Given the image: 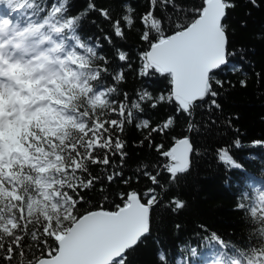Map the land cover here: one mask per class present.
I'll list each match as a JSON object with an SVG mask.
<instances>
[{
    "label": "snow or ice",
    "instance_id": "snow-or-ice-1",
    "mask_svg": "<svg viewBox=\"0 0 264 264\" xmlns=\"http://www.w3.org/2000/svg\"><path fill=\"white\" fill-rule=\"evenodd\" d=\"M235 7L234 0H199L190 7L147 0L138 13L129 0L109 7L85 0L84 10L70 15L69 0H0V264H131L130 256L152 234L154 211L185 208L177 196H166L201 155L193 132L212 131L207 122H196L197 110L210 114L211 125L219 119L220 127L239 133V116L225 115L220 100L226 83L220 74L240 72L242 65L232 60L238 52L240 60L246 57L245 49L232 46L228 30ZM89 13L111 28L95 43L78 34ZM136 25L143 47L134 67L114 37L124 41L125 28ZM130 73L145 85L132 93L122 89ZM156 76L167 81L159 95L145 84ZM161 108L160 120L148 115ZM214 112L220 113L216 119ZM182 117L188 134L177 138L172 133ZM128 126L143 133L140 146L155 152L153 162L131 174L122 135ZM249 147H264V140L246 145L237 135L215 149L226 172L241 174L235 210L249 228L248 241L225 242L213 232L202 247L182 245L177 264H264V167L257 175L233 154ZM142 179L148 182L143 191ZM113 184L125 187L113 190ZM88 193L99 197V208H83ZM158 259L165 261L163 250Z\"/></svg>",
    "mask_w": 264,
    "mask_h": 264
},
{
    "label": "trees",
    "instance_id": "trees-1",
    "mask_svg": "<svg viewBox=\"0 0 264 264\" xmlns=\"http://www.w3.org/2000/svg\"><path fill=\"white\" fill-rule=\"evenodd\" d=\"M46 3H53L54 0H45ZM100 7H109L113 0H96ZM138 13H142L147 6V0H129ZM184 6H192L199 3V0H178ZM236 7L230 10L228 18L229 32L232 37V46L236 49L243 48L246 52L245 60H240L241 53L233 58V64H241L240 72L221 73L220 78L225 80V88L221 95V102L225 115H237L238 120L234 121L235 128L239 133L232 129L210 124V114L197 110L196 122L208 123L211 132L204 131L203 127L199 134L193 132L192 136L201 155L196 161L190 173L183 174L176 185L169 188L166 199L177 196L185 202V208L178 213H173L170 209H156L153 213V230L147 240L142 243L136 252L130 256L131 264H177L184 258L182 245L190 244L203 246V237L216 233L225 242L242 245L249 239V228L243 219V214L235 210L237 204L235 187L240 183V173L236 170L226 172L222 164L215 158V149L231 141L239 135L243 144L249 145L254 140H264V0H257V7H254L248 0H234ZM6 3V0H5ZM70 15H79L85 7V0H69ZM14 17L15 11L11 12ZM96 23H93V21ZM244 21L246 27H241L240 22ZM139 25L132 29L125 28L126 39L124 41L115 38L116 43L122 44L133 57L134 67L139 65L136 55L137 49L142 48L139 41ZM110 25L96 13H89L81 18L79 22L78 34L85 41L96 42V38H103L104 34L110 33ZM108 45L105 42L103 52H108ZM247 73V76L244 75ZM256 73H260L257 77ZM143 78L134 74H129L127 80L122 84V89L130 93L135 92L145 86L141 83ZM246 79V86L241 87L240 80ZM231 82V86L227 83ZM148 89L154 95H159L165 88L167 81L162 77L156 76L151 83L145 82ZM166 109L152 110L148 115L153 120H160ZM220 113L211 114L212 119H216ZM187 120L180 118L172 133L177 138L187 135ZM127 142V152L129 153L126 163V174H131L142 162L151 163L155 159L154 150H149L147 145L140 146L139 141L143 138V133L135 126H128L122 134ZM157 137V142H159ZM174 141H167L168 146ZM235 157L244 163L245 168L259 175V169L264 167V147L233 149ZM249 154H254L260 159L245 160ZM96 173L100 169H94ZM230 178V179H229ZM227 181V182H226ZM136 181L133 179V184ZM162 183H167V174L162 177ZM148 186V182L141 180L140 190L143 191ZM125 187L122 184H113L111 188ZM86 199L89 204L83 208L92 210L99 208V197L95 193H88ZM112 210L111 205H106ZM179 224L180 230L177 231L176 225ZM204 225L207 232L200 228ZM159 239L160 243L155 241ZM163 250L165 261L158 259V252Z\"/></svg>",
    "mask_w": 264,
    "mask_h": 264
},
{
    "label": "rangeland",
    "instance_id": "rangeland-1",
    "mask_svg": "<svg viewBox=\"0 0 264 264\" xmlns=\"http://www.w3.org/2000/svg\"><path fill=\"white\" fill-rule=\"evenodd\" d=\"M53 211H55V209H53ZM61 215H63V213H60Z\"/></svg>",
    "mask_w": 264,
    "mask_h": 264
},
{
    "label": "water",
    "instance_id": "water-1",
    "mask_svg": "<svg viewBox=\"0 0 264 264\" xmlns=\"http://www.w3.org/2000/svg\"><path fill=\"white\" fill-rule=\"evenodd\" d=\"M180 138H182V137H180ZM173 143H174V142H173ZM173 143H172V144H173ZM172 144L170 145V147L172 146ZM94 210H95V209H94Z\"/></svg>",
    "mask_w": 264,
    "mask_h": 264
}]
</instances>
